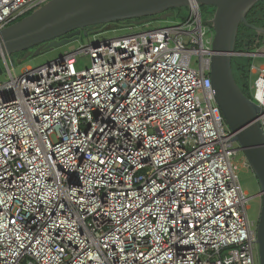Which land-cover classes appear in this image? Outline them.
<instances>
[{"label":"built area","instance_id":"2783aa9c","mask_svg":"<svg viewBox=\"0 0 264 264\" xmlns=\"http://www.w3.org/2000/svg\"><path fill=\"white\" fill-rule=\"evenodd\" d=\"M48 1L0 0V31ZM115 28L20 75L3 58L0 264H259L213 27L192 10ZM79 54L91 65L74 71ZM250 56L264 109V53Z\"/></svg>","mask_w":264,"mask_h":264},{"label":"water","instance_id":"95a60500","mask_svg":"<svg viewBox=\"0 0 264 264\" xmlns=\"http://www.w3.org/2000/svg\"><path fill=\"white\" fill-rule=\"evenodd\" d=\"M260 0H50L22 19L0 31V58L14 52L28 51L25 57L37 56L88 35V27L154 15L169 9L190 7L201 14V5L214 6V39L211 55V82L215 101L235 133L238 142L258 178L260 213L257 225L259 264H264V131L259 115L264 111L238 85L233 72V57L241 22ZM63 37V38H62ZM66 37V38H64ZM5 55V56H4ZM243 55H252L245 53ZM3 68L0 66V75Z\"/></svg>","mask_w":264,"mask_h":264},{"label":"rangeland","instance_id":"374dc122","mask_svg":"<svg viewBox=\"0 0 264 264\" xmlns=\"http://www.w3.org/2000/svg\"><path fill=\"white\" fill-rule=\"evenodd\" d=\"M191 11L192 10L190 9V7L183 9L185 16L188 18L191 15ZM29 14L30 13H28L27 15ZM176 14H177L176 10L171 11L170 14L167 13L164 16V18L153 20V23L154 25H165L172 21H176L178 20L175 17ZM261 26L262 28L253 27V29L256 33H258L260 36L263 37V41H264V20L262 21ZM115 27L117 26L110 25V26H104L102 28H96V29L94 28L91 32H89L88 35L81 33L77 38L64 44L63 46L54 47L47 51L45 50L37 56L32 55L26 58L25 57L26 53H24V51L11 53L10 55H8L9 64L13 63L15 73L17 75H20L27 67L35 68V67L44 65L50 61H53L59 57L64 56L66 53L79 49L83 45H88L89 42L93 41V39L95 38L102 39L104 37L122 35L127 32L125 29H116ZM255 51L250 52V53L251 54L252 53H264V42L259 47V49H256ZM258 61L264 63V58H259ZM70 62H71L73 70L79 71L91 65V58H90V55L88 54H79V55L73 56L70 59ZM0 66L3 68V73L0 75V82H5L9 79V74L6 69V66L4 65L3 58H0ZM199 94L201 98H204L201 90L199 91ZM235 161H236V164L238 165V175H239L242 187L246 192H248L249 204H250V209L248 210L249 217L250 219L258 222L259 213H260V202H261L260 198L255 196L260 191V185H259L258 178L255 172L252 171L250 166L247 165V160L245 156L243 155V153L237 156Z\"/></svg>","mask_w":264,"mask_h":264},{"label":"trees","instance_id":"16d2710c","mask_svg":"<svg viewBox=\"0 0 264 264\" xmlns=\"http://www.w3.org/2000/svg\"><path fill=\"white\" fill-rule=\"evenodd\" d=\"M187 7H180V8H173L169 9L165 12L154 14V15H148V16H142L134 19H128L123 21H118L114 23H108V24H101L97 26H91L88 27V32H91L94 28H102L104 26H110V25H116L120 26L122 24H130V23H143L148 21H153L156 19H162L164 16L171 11H177V14L175 15L176 21H185L188 17L185 16L183 9ZM201 16L203 23H208L212 27V18L215 14L216 8L214 6H207V5H201L200 7ZM247 21L249 24L255 25L257 28H262V21L264 20V0L258 1L247 13L246 15ZM20 17L18 20L22 19ZM63 38V37H62ZM263 37L260 36L258 33H256L253 29V27L245 24L244 22H241L237 34L236 39V45H235V52L237 53H250L255 51L256 49H259V47L263 44ZM34 49V48H33ZM31 49L30 51H32ZM29 50H25L24 53H26ZM256 52V51H255ZM253 57L247 56V55H236L233 57V72L235 79L242 89V91L249 97H252L251 90H250V67L253 62Z\"/></svg>","mask_w":264,"mask_h":264},{"label":"flooded vegetation","instance_id":"af4514ba","mask_svg":"<svg viewBox=\"0 0 264 264\" xmlns=\"http://www.w3.org/2000/svg\"><path fill=\"white\" fill-rule=\"evenodd\" d=\"M64 38H66V37H64ZM45 46H46V44H45L44 47L42 48V52L46 50V49H45ZM36 49H37V47H35L32 51H30V50H29V51H30L31 53H33ZM27 52H28V51H27ZM27 52H26V53H27Z\"/></svg>","mask_w":264,"mask_h":264},{"label":"bare ground","instance_id":"6f19581e","mask_svg":"<svg viewBox=\"0 0 264 264\" xmlns=\"http://www.w3.org/2000/svg\"><path fill=\"white\" fill-rule=\"evenodd\" d=\"M5 56V55H4Z\"/></svg>","mask_w":264,"mask_h":264}]
</instances>
